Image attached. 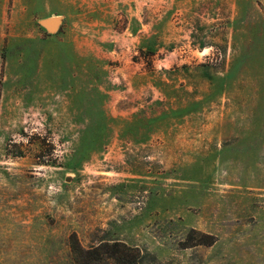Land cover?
Listing matches in <instances>:
<instances>
[{
	"label": "rangeland",
	"instance_id": "rangeland-1",
	"mask_svg": "<svg viewBox=\"0 0 264 264\" xmlns=\"http://www.w3.org/2000/svg\"><path fill=\"white\" fill-rule=\"evenodd\" d=\"M22 1L0 0V264H264V0H44L56 31L7 34Z\"/></svg>",
	"mask_w": 264,
	"mask_h": 264
},
{
	"label": "crops",
	"instance_id": "crops-1",
	"mask_svg": "<svg viewBox=\"0 0 264 264\" xmlns=\"http://www.w3.org/2000/svg\"><path fill=\"white\" fill-rule=\"evenodd\" d=\"M43 3L44 0H23L17 7V13L19 17L18 24L15 26L12 25L10 31L7 34H47L49 32L47 28L43 27L42 25H40L39 28L35 27L34 20H40L42 23V21L46 19L57 18V16L55 12L45 11L43 9ZM14 8L16 9L15 4L13 3L11 9L14 10ZM78 12V8H73L72 17H81L87 22H93L91 16L88 17L87 15H83ZM59 34H67V30L64 33ZM75 34L81 33L75 32Z\"/></svg>",
	"mask_w": 264,
	"mask_h": 264
},
{
	"label": "trees",
	"instance_id": "trees-1",
	"mask_svg": "<svg viewBox=\"0 0 264 264\" xmlns=\"http://www.w3.org/2000/svg\"><path fill=\"white\" fill-rule=\"evenodd\" d=\"M92 252L99 263L111 260L113 264H134L123 257L121 250H116L115 247L108 246L107 244H99L93 248ZM88 255L91 256L90 250L86 252V259L81 260L83 263H88L87 259H90Z\"/></svg>",
	"mask_w": 264,
	"mask_h": 264
},
{
	"label": "water",
	"instance_id": "water-1",
	"mask_svg": "<svg viewBox=\"0 0 264 264\" xmlns=\"http://www.w3.org/2000/svg\"><path fill=\"white\" fill-rule=\"evenodd\" d=\"M58 23V18H49L42 21L41 25L47 28L49 32H54L58 28Z\"/></svg>",
	"mask_w": 264,
	"mask_h": 264
}]
</instances>
